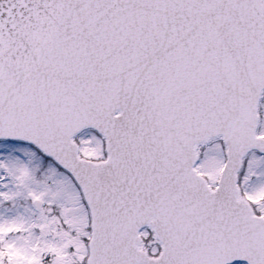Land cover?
Instances as JSON below:
<instances>
[{
	"label": "snow or ice",
	"instance_id": "6c2138e0",
	"mask_svg": "<svg viewBox=\"0 0 264 264\" xmlns=\"http://www.w3.org/2000/svg\"><path fill=\"white\" fill-rule=\"evenodd\" d=\"M0 264H264V0H0Z\"/></svg>",
	"mask_w": 264,
	"mask_h": 264
}]
</instances>
